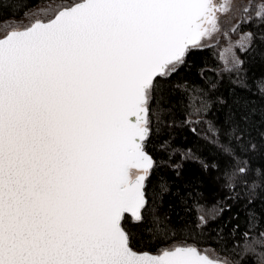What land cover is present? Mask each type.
<instances>
[{
    "label": "snow or ice",
    "instance_id": "obj_1",
    "mask_svg": "<svg viewBox=\"0 0 264 264\" xmlns=\"http://www.w3.org/2000/svg\"><path fill=\"white\" fill-rule=\"evenodd\" d=\"M40 12L0 33V264H264V76L245 72L264 66V0ZM225 16L249 30L216 78L190 79ZM177 127L218 160L177 145ZM187 160L218 173L211 204L203 177L163 171Z\"/></svg>",
    "mask_w": 264,
    "mask_h": 264
},
{
    "label": "trees",
    "instance_id": "obj_2",
    "mask_svg": "<svg viewBox=\"0 0 264 264\" xmlns=\"http://www.w3.org/2000/svg\"><path fill=\"white\" fill-rule=\"evenodd\" d=\"M47 0H0V21L10 17H19L22 16L26 8H32L38 3L44 2ZM248 27H238L236 28L235 33L242 31H248ZM238 56L241 59H245L241 50H238ZM192 67L187 71V75L190 79L200 82V69L204 68L208 71L206 75L212 78H216V71L222 68L224 65L219 56V44H210L209 47L200 50L196 53L195 57L190 61ZM247 77L250 82L258 80L261 76H264V66L259 64L248 65L245 68ZM233 78L234 75H233ZM221 91H225L232 87L227 75H222L221 77ZM239 91V89H238ZM173 135L175 138V143L177 145H196L201 148L202 155L210 163L214 160H218L216 149L211 145H206L198 136L194 135L187 127H177L173 129ZM173 162H181L179 156L177 155ZM183 168L181 170V178L175 177V172L170 168H165L163 171L170 177L177 179L178 183H183V177L191 175H199L203 177L205 184L202 185V188L205 190L206 198L211 204L215 199H218L222 194L219 185L215 182L214 178L218 175L214 170L209 169L208 172H205L201 166L191 160L183 161ZM227 213H225V218ZM194 219V214H192ZM215 248V245H212ZM220 256L227 257L229 259H235L228 252H218ZM244 264H250V258H245Z\"/></svg>",
    "mask_w": 264,
    "mask_h": 264
},
{
    "label": "rangeland",
    "instance_id": "obj_3",
    "mask_svg": "<svg viewBox=\"0 0 264 264\" xmlns=\"http://www.w3.org/2000/svg\"><path fill=\"white\" fill-rule=\"evenodd\" d=\"M67 2L68 0H47L41 3H38L41 8L40 14L47 15L48 13L54 11L55 8L58 7L60 3H67ZM244 2L246 3L247 0H244ZM33 18H34L33 15L29 13V16L27 18H25L23 14L22 16H19V17H10V18L1 20L0 21V33L10 30L11 27L16 26L18 23H29L31 22ZM234 25H235V17H232V16L223 17L222 30L219 33L217 39L213 41H209V45L215 44V43L219 44V56H220L221 61H222V58L223 60L230 59V52H229L230 45H236L237 41L241 40L242 34L246 32V31H242L239 33H235L236 30L233 31ZM225 33H227V35H225ZM232 50H234L236 55H238V50H240V48L236 46ZM217 254L220 258H223L222 256L219 255L218 252Z\"/></svg>",
    "mask_w": 264,
    "mask_h": 264
}]
</instances>
